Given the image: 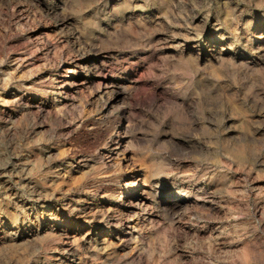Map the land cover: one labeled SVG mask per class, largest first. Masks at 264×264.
Returning a JSON list of instances; mask_svg holds the SVG:
<instances>
[{"label":"clouds","instance_id":"1","mask_svg":"<svg viewBox=\"0 0 264 264\" xmlns=\"http://www.w3.org/2000/svg\"><path fill=\"white\" fill-rule=\"evenodd\" d=\"M259 179L264 0H0V264H264Z\"/></svg>","mask_w":264,"mask_h":264},{"label":"rangeland","instance_id":"2","mask_svg":"<svg viewBox=\"0 0 264 264\" xmlns=\"http://www.w3.org/2000/svg\"><path fill=\"white\" fill-rule=\"evenodd\" d=\"M18 11H19V9H18ZM32 34L34 36V39H37V40H43L45 35H47L48 37L52 38L53 40L56 39L54 32H52V31H47V32L42 31L40 27L34 28ZM39 54L40 53H38V55ZM137 79H139V77H137ZM144 87H147V86L145 85ZM256 183L264 184V179H259V180L256 181Z\"/></svg>","mask_w":264,"mask_h":264}]
</instances>
